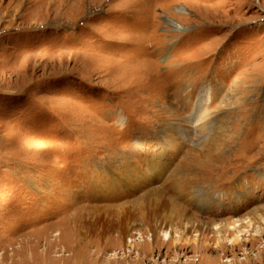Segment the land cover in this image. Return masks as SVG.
Returning a JSON list of instances; mask_svg holds the SVG:
<instances>
[{
	"label": "rangeland",
	"instance_id": "rangeland-1",
	"mask_svg": "<svg viewBox=\"0 0 264 264\" xmlns=\"http://www.w3.org/2000/svg\"><path fill=\"white\" fill-rule=\"evenodd\" d=\"M261 228L264 0H0V264H264Z\"/></svg>",
	"mask_w": 264,
	"mask_h": 264
},
{
	"label": "bare ground",
	"instance_id": "bare-ground-1",
	"mask_svg": "<svg viewBox=\"0 0 264 264\" xmlns=\"http://www.w3.org/2000/svg\"><path fill=\"white\" fill-rule=\"evenodd\" d=\"M207 116V115H206ZM203 117V116H202ZM201 117V118H202ZM205 118V117H204ZM203 118V119H204ZM205 119H207V118H205ZM210 119L211 120H213V117H210V118H208V120L210 121ZM207 121V120H206ZM205 124H204V127H207L208 125H209V122L208 123H206V122H204ZM248 221H250V220H247L246 222H248ZM245 221L244 220H241V219H235L233 222H232V224H230L229 225V227L231 228V229H233V231H234V229L236 230L237 229V227L239 226V225H241L242 223L243 224H245L244 223ZM220 227L221 226H216V228H218V229H220ZM240 227V226H239ZM222 230V229H221ZM221 232V231H220ZM239 232V231H238ZM243 232H245V231H243ZM244 234V233H243ZM238 236H236L235 238H233V239H230V241H231V244H233L234 246H236V245H239V243H240V240L242 239V238H240V235L239 234H237ZM257 235H260V236H264V229H260L259 231H258V233H257ZM242 236V235H241ZM167 236H165V239L167 240V241H170V237H168V238H166ZM163 238V237H162ZM165 239H164V241H165ZM198 246V248L199 249H204V246L203 245H197ZM218 247L220 246V245H217ZM205 248L206 249H204V250H207V246H205ZM215 259H216V257H215ZM251 259V258H250ZM247 261H248V259H247ZM222 262L223 263H229V264H234L233 262H234V260H233V258H226V259H223L222 260ZM248 263H250V260L248 261ZM252 263V262H251Z\"/></svg>",
	"mask_w": 264,
	"mask_h": 264
}]
</instances>
